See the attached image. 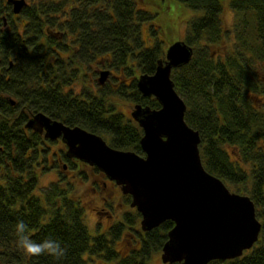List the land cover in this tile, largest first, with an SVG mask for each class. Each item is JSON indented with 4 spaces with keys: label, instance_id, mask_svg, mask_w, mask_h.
I'll return each mask as SVG.
<instances>
[{
    "label": "trees",
    "instance_id": "1",
    "mask_svg": "<svg viewBox=\"0 0 264 264\" xmlns=\"http://www.w3.org/2000/svg\"><path fill=\"white\" fill-rule=\"evenodd\" d=\"M229 6L238 15L233 36L221 0H27L25 25L11 22L12 28L0 30V56L15 59L9 76L0 78V264H56L48 255L28 257L17 248L21 220L33 240L61 242L62 264H150L162 251L174 222L144 231L138 211L92 234L76 189L78 178L89 179L88 164L70 159L65 149L55 151L57 140L25 124L44 112L101 134L114 148L144 155L143 129L118 110L116 98L160 107L139 91L135 70L155 72L164 58L162 41L183 8L195 13L184 38L194 56L171 77L187 104L185 119L200 133L206 169L249 195L263 225L241 257L208 264H264V0H230ZM102 60L133 76L130 82L115 79L113 86L95 83L96 89L75 92L73 84ZM55 167L63 169L60 178L39 190L42 176ZM130 232L134 247L121 253L118 246Z\"/></svg>",
    "mask_w": 264,
    "mask_h": 264
},
{
    "label": "water",
    "instance_id": "2",
    "mask_svg": "<svg viewBox=\"0 0 264 264\" xmlns=\"http://www.w3.org/2000/svg\"><path fill=\"white\" fill-rule=\"evenodd\" d=\"M8 1L15 13L27 5L26 0ZM193 56V46L176 40L167 47L165 58L157 60L154 73L137 77L142 95L155 97L160 104L153 108L136 103L131 111L143 129L144 155L114 148L101 134L44 112L33 114L25 124L48 139L61 138L70 159L98 167L118 184L141 213L144 231L172 220L162 247L164 263L208 264L241 257L259 240L263 226L253 199L232 191L203 164L200 133L187 123V104L171 77L174 68L188 64ZM109 75V69L102 70L98 82L104 85Z\"/></svg>",
    "mask_w": 264,
    "mask_h": 264
},
{
    "label": "rangeland",
    "instance_id": "3",
    "mask_svg": "<svg viewBox=\"0 0 264 264\" xmlns=\"http://www.w3.org/2000/svg\"><path fill=\"white\" fill-rule=\"evenodd\" d=\"M221 1L224 5V25L227 30L232 32L233 36V30L238 19V15H236V13L229 6L230 0ZM178 13H180L179 18L175 27L173 28V31L170 33L168 32L164 38V41H162L164 52L170 43L177 39L185 38L189 27L188 22L195 16V13L187 8L179 9ZM147 36L148 32L145 30L143 37L148 38ZM103 69L111 70L110 77L107 81V83H109L111 86L115 84V79L117 81L129 83L133 77L126 76V73L123 74L124 71H116L112 66L110 67L108 64L104 63V60H102L100 65L97 64L95 67H93V69L87 70L85 72V78L82 77L73 84L72 87L74 88L75 92H81L84 87H92L96 89L95 83H98L100 72ZM96 73L97 75L94 76ZM135 73L136 77H138L141 72L138 68H136ZM259 73L261 76H264V68L259 69ZM255 98L257 99L258 97L256 96ZM116 102L118 110L123 112L127 118L131 117V111L135 103L126 98L118 96L116 98ZM52 146L55 151L65 149V145L60 138L56 141V144H53ZM234 159L236 160L237 157L234 156ZM90 167L92 166L88 165L85 167V170L89 175L88 181L84 182L82 179L78 178L76 180V189L83 201L85 208V221L89 230L93 234L94 229H96V232H104L110 225L117 223L120 220H124L126 217H128L127 213L129 216H131L130 218L134 217V214L137 212V210L130 204L131 197H128V195L124 194L120 186H118L115 182L106 179V177L101 174H95ZM61 170L63 169L60 167H55L49 170V172L45 173L40 180L39 190L47 188L51 182L58 180L60 178L59 176ZM226 184L231 190H235V187L230 186L228 183ZM138 223L140 225V217L138 218ZM100 224L101 226H99ZM134 235L135 232H132V235H126L121 241L120 245L118 246L121 253L126 252L129 247H134L132 242ZM161 254L162 251L154 253L151 257L150 264H164Z\"/></svg>",
    "mask_w": 264,
    "mask_h": 264
},
{
    "label": "clouds",
    "instance_id": "4",
    "mask_svg": "<svg viewBox=\"0 0 264 264\" xmlns=\"http://www.w3.org/2000/svg\"><path fill=\"white\" fill-rule=\"evenodd\" d=\"M15 233L17 237V248L22 251L24 255L28 257L48 255L56 261V264H62L66 256V249L62 246L60 241L51 237H47L40 242L33 240L28 225L22 220L16 223Z\"/></svg>",
    "mask_w": 264,
    "mask_h": 264
},
{
    "label": "flooded vegetation",
    "instance_id": "5",
    "mask_svg": "<svg viewBox=\"0 0 264 264\" xmlns=\"http://www.w3.org/2000/svg\"><path fill=\"white\" fill-rule=\"evenodd\" d=\"M0 1H1V4H0V30H8V29L12 28V26H13L12 23H14L15 25L17 24L19 26V28H22L25 25V19L23 18L22 10L20 13H15L13 3L9 2L8 0H0ZM14 60L15 59L11 58L7 61L5 59H2V57L0 56V78L2 75L9 76V69H10V67H13V65L15 63ZM10 101L12 102L11 97H10ZM13 104H15V103H13ZM65 148H66V146H65ZM112 225H114V224H112ZM112 225H110V226H112ZM99 226H101V224ZM98 228H100V227H98ZM130 234L132 235V232H130ZM132 242H133V239H132Z\"/></svg>",
    "mask_w": 264,
    "mask_h": 264
}]
</instances>
